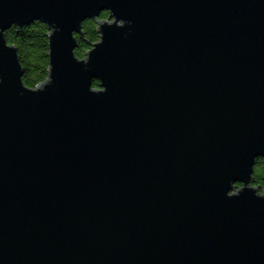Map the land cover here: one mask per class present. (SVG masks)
Wrapping results in <instances>:
<instances>
[{
	"label": "water",
	"instance_id": "95a60500",
	"mask_svg": "<svg viewBox=\"0 0 264 264\" xmlns=\"http://www.w3.org/2000/svg\"><path fill=\"white\" fill-rule=\"evenodd\" d=\"M33 20L31 88L4 32ZM257 157L264 0H0V264H264Z\"/></svg>",
	"mask_w": 264,
	"mask_h": 264
},
{
	"label": "trees",
	"instance_id": "16d2710c",
	"mask_svg": "<svg viewBox=\"0 0 264 264\" xmlns=\"http://www.w3.org/2000/svg\"><path fill=\"white\" fill-rule=\"evenodd\" d=\"M107 11L102 10L97 20L108 18ZM83 37L75 34L77 46L74 48L77 57H84L93 43L99 40L97 22L88 18L81 23ZM49 28L40 20H33L21 28L12 25L4 32L6 42L15 45L19 62L22 65V80L28 87L43 81L48 72V37ZM92 85L98 87V80L93 79ZM252 183L260 190L264 188V158L257 157L253 166ZM239 186V183H235Z\"/></svg>",
	"mask_w": 264,
	"mask_h": 264
}]
</instances>
